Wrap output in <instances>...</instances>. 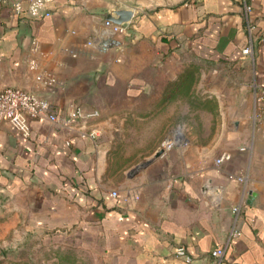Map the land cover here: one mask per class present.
<instances>
[{
  "label": "crops",
  "instance_id": "crops-1",
  "mask_svg": "<svg viewBox=\"0 0 264 264\" xmlns=\"http://www.w3.org/2000/svg\"><path fill=\"white\" fill-rule=\"evenodd\" d=\"M116 7L133 16L109 36ZM47 9L32 19L0 3V88L46 98L59 117L80 106L85 118L72 127L30 118L26 136L0 122L4 255L27 257L34 242L76 251L83 264H209L220 247L219 264H264V104L253 87L264 78V0ZM187 70L188 90L175 86ZM47 76L57 84L38 79ZM92 129L94 139L78 136ZM173 129L181 138L151 159ZM223 153L230 159L217 163Z\"/></svg>",
  "mask_w": 264,
  "mask_h": 264
},
{
  "label": "built area",
  "instance_id": "built-area-1",
  "mask_svg": "<svg viewBox=\"0 0 264 264\" xmlns=\"http://www.w3.org/2000/svg\"><path fill=\"white\" fill-rule=\"evenodd\" d=\"M52 0H8V6L10 11L16 15L26 14L29 18L40 19L50 15L47 5ZM2 0H0V3ZM245 11L250 12L251 7L245 5ZM105 25L110 27L115 34L125 30L123 24H113L109 21H105ZM253 25L248 26L250 37L252 36ZM251 54V45L246 46L242 50V56H248ZM32 68L35 67L34 63L30 64ZM42 80L44 85L57 84V79L51 76L47 78L38 77ZM255 96L258 101L264 104V78H259L254 83ZM89 116H97V111L89 113ZM30 118L46 119L53 123H60L64 127H72L77 125L80 121L84 120L85 114L80 106H74L70 109L68 114L64 117H59L58 111L55 105L46 98L39 97L32 92L26 91L23 88L15 86H4L0 88V122H8L17 132L26 136L29 134ZM176 134H172L167 137L161 144L163 150L170 149L175 143ZM78 136L80 138L90 137L94 139L98 136V131L92 129L90 131H79ZM70 142L67 141L66 144ZM230 154L223 153L216 159L217 163L230 159ZM239 180H243L242 176L238 177ZM112 196H116V193L111 192ZM233 210L236 212L237 207ZM237 231H233V235H237ZM176 256L184 259L186 263L191 262V258L186 254L185 249L179 247L176 249ZM211 260L209 264H219L223 257V248L215 247L211 250Z\"/></svg>",
  "mask_w": 264,
  "mask_h": 264
},
{
  "label": "rangeland",
  "instance_id": "rangeland-1",
  "mask_svg": "<svg viewBox=\"0 0 264 264\" xmlns=\"http://www.w3.org/2000/svg\"><path fill=\"white\" fill-rule=\"evenodd\" d=\"M177 134V138H181L178 129H173L172 134ZM114 137V136H113ZM115 138V137H114ZM166 139V138H165ZM164 139V140H165ZM163 140V141H164ZM115 140H113L112 144L109 147L110 152H115L117 146L115 145ZM162 141V142H163ZM162 144V143H161ZM116 161L113 160V164L115 165ZM119 164V161L117 162ZM124 164H129L131 161H124ZM4 243L0 240V264H83V255L69 249H59L50 250L45 248H39L35 245L34 242L30 244L28 247L29 255L24 258H10L4 255Z\"/></svg>",
  "mask_w": 264,
  "mask_h": 264
},
{
  "label": "water",
  "instance_id": "water-1",
  "mask_svg": "<svg viewBox=\"0 0 264 264\" xmlns=\"http://www.w3.org/2000/svg\"><path fill=\"white\" fill-rule=\"evenodd\" d=\"M133 16V11L130 9H118L116 7V9H114L111 13H109L108 15H106L105 20L109 21L113 24H123L126 23L128 21H130V19ZM109 31V36L114 35L115 33L113 32V30L111 28H108ZM111 39H109V37L107 39H102L100 44L102 46L105 47H110L113 44L110 43ZM163 153V149L160 148L158 149L152 156L151 159L158 157L159 155H161ZM150 163V160L146 161L145 163H143L142 165L148 164Z\"/></svg>",
  "mask_w": 264,
  "mask_h": 264
},
{
  "label": "trees",
  "instance_id": "trees-1",
  "mask_svg": "<svg viewBox=\"0 0 264 264\" xmlns=\"http://www.w3.org/2000/svg\"><path fill=\"white\" fill-rule=\"evenodd\" d=\"M180 79L181 80L175 86L188 90L192 82V71L191 70L185 71Z\"/></svg>",
  "mask_w": 264,
  "mask_h": 264
},
{
  "label": "bare ground",
  "instance_id": "bare-ground-1",
  "mask_svg": "<svg viewBox=\"0 0 264 264\" xmlns=\"http://www.w3.org/2000/svg\"><path fill=\"white\" fill-rule=\"evenodd\" d=\"M177 137V136H176Z\"/></svg>",
  "mask_w": 264,
  "mask_h": 264
}]
</instances>
